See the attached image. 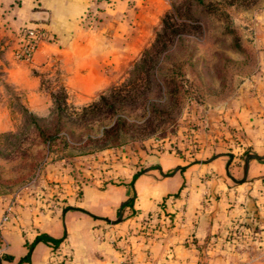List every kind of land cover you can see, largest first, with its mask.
<instances>
[{
    "label": "crops",
    "instance_id": "0c3cea01",
    "mask_svg": "<svg viewBox=\"0 0 264 264\" xmlns=\"http://www.w3.org/2000/svg\"><path fill=\"white\" fill-rule=\"evenodd\" d=\"M165 7V0H0V34L14 57L23 27L45 30L51 41L16 66L56 64L69 96L87 99L109 84L110 66L133 59ZM249 15L238 27L236 69L206 94L201 122L191 123L199 144L49 157L21 190L0 195V216L13 206L0 229V264H122L126 256L134 264H193L198 244L218 230L241 222L264 228V8ZM36 85L31 77L20 83L30 97ZM39 234L61 241L29 250Z\"/></svg>",
    "mask_w": 264,
    "mask_h": 264
},
{
    "label": "rangeland",
    "instance_id": "374dc122",
    "mask_svg": "<svg viewBox=\"0 0 264 264\" xmlns=\"http://www.w3.org/2000/svg\"><path fill=\"white\" fill-rule=\"evenodd\" d=\"M165 5L133 59L110 66L109 84L87 99L69 96L56 64L16 66L23 60L11 55L0 34V195L21 190L51 156L199 144L191 123L201 122L206 94L224 88L236 69L238 27L264 8V0H165ZM28 77L37 82L32 97L20 86ZM262 230L247 222L218 230L198 244L193 264H264ZM122 264L134 263L126 256Z\"/></svg>",
    "mask_w": 264,
    "mask_h": 264
},
{
    "label": "built area",
    "instance_id": "2783aa9c",
    "mask_svg": "<svg viewBox=\"0 0 264 264\" xmlns=\"http://www.w3.org/2000/svg\"><path fill=\"white\" fill-rule=\"evenodd\" d=\"M20 36L21 40L15 52V56L16 58L26 61L33 58L40 45L51 41L49 34L38 27H23ZM12 214L13 206L12 204H8L5 208V212L0 216V229ZM1 253L2 251L0 249V254Z\"/></svg>",
    "mask_w": 264,
    "mask_h": 264
},
{
    "label": "trees",
    "instance_id": "16d2710c",
    "mask_svg": "<svg viewBox=\"0 0 264 264\" xmlns=\"http://www.w3.org/2000/svg\"><path fill=\"white\" fill-rule=\"evenodd\" d=\"M237 49H239V48H237ZM154 50V49H153ZM155 52H156V49H155ZM101 99H104L105 100V98L102 96L101 97ZM111 129V128H110ZM109 129V130H110ZM109 130H107L106 132H108ZM61 156H65V155H61ZM59 206H62L64 209H67L69 206L68 205H66V204H62V203H60L59 204ZM37 241H45V242H50L54 247H57L58 246V244L60 243V239H55V238H52V237H50V236H48V235H45V234H39V235H37L36 237H35V239L33 240V242H31L30 244H27V246H28V249L30 250L31 248H32V246H33V244L35 243V242H37ZM5 257H7V255H2V258H5ZM29 260V257L27 256L26 258H24L23 259V261H28Z\"/></svg>",
    "mask_w": 264,
    "mask_h": 264
},
{
    "label": "water",
    "instance_id": "95a60500",
    "mask_svg": "<svg viewBox=\"0 0 264 264\" xmlns=\"http://www.w3.org/2000/svg\"><path fill=\"white\" fill-rule=\"evenodd\" d=\"M107 221H109V220H107ZM111 223H115V221H112Z\"/></svg>",
    "mask_w": 264,
    "mask_h": 264
}]
</instances>
